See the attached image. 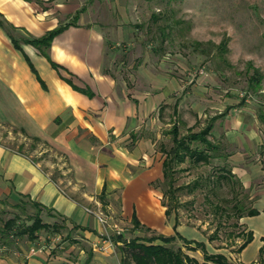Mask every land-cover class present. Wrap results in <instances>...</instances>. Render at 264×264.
<instances>
[{
  "label": "crops",
  "instance_id": "crops-1",
  "mask_svg": "<svg viewBox=\"0 0 264 264\" xmlns=\"http://www.w3.org/2000/svg\"><path fill=\"white\" fill-rule=\"evenodd\" d=\"M90 1L0 0V123L53 149L70 174L61 185L39 159L0 138V211L27 203L52 220L60 217L71 237L84 244L76 259L64 257L69 264H79L84 255L82 264H122L123 240L175 233L192 246L202 242L207 253H221L233 264H264L262 77L250 102L202 69L167 76L141 65L143 77L138 71L137 77L119 78L111 69L108 32L88 19ZM57 27L48 43L34 42ZM165 114L176 119L170 132L173 125L180 134L209 126L214 157L249 192L256 212L236 217L243 228L237 237L252 234L242 248V241L235 250L214 247L202 229L167 209L156 186L164 179L165 149L157 148V140ZM180 119L186 132L180 131ZM94 212H102L105 222ZM50 219L43 221L55 223ZM103 238L110 241L107 248L94 246ZM188 251L204 260L200 247ZM11 260L9 253L0 254V264ZM44 261L36 253L17 264Z\"/></svg>",
  "mask_w": 264,
  "mask_h": 264
},
{
  "label": "rangeland",
  "instance_id": "rangeland-1",
  "mask_svg": "<svg viewBox=\"0 0 264 264\" xmlns=\"http://www.w3.org/2000/svg\"><path fill=\"white\" fill-rule=\"evenodd\" d=\"M87 14L88 19L99 22L108 32V42L113 47L111 69L119 78L138 75L141 65H146L149 72L161 71L167 76L188 75V71L197 73L202 69L238 98L244 99L241 92L248 95L250 102L258 95L249 83L253 68H257L264 87V0H91ZM165 115L158 127L157 148L161 145L168 149L173 144L170 127L176 119ZM186 124L180 119L181 132L187 131ZM0 138L39 159L61 185L69 182V171L53 149L1 123ZM172 167L171 186L164 179L156 182L163 192V201L176 207L181 221L202 229L212 238L214 247L235 250L244 238V235L237 237L243 228L237 223L236 209L241 207L245 211L250 207L253 199L249 192L238 178L227 174L222 162L214 156L209 162L199 163L186 158L173 162ZM220 173L227 177H220ZM36 213L42 220L50 219L27 203L17 210L0 211V222L16 216L11 229L13 237L0 238V254L9 253L11 264L36 253L45 257L43 264H69L64 257L76 259L79 246L84 244L71 237L70 229L60 217L50 219L58 226L56 229L37 231L39 239L16 234L17 228L29 224ZM124 230L131 236L129 229ZM55 235L58 239H52ZM32 245L39 246V250L33 252ZM70 245L72 256H67ZM170 245L189 250L188 244L179 238ZM84 257L78 259L79 264ZM131 264L136 263L131 259Z\"/></svg>",
  "mask_w": 264,
  "mask_h": 264
},
{
  "label": "trees",
  "instance_id": "trees-1",
  "mask_svg": "<svg viewBox=\"0 0 264 264\" xmlns=\"http://www.w3.org/2000/svg\"><path fill=\"white\" fill-rule=\"evenodd\" d=\"M61 27H57L45 35L37 38L34 42L39 44H46ZM225 43V42H223ZM224 46V44H223ZM262 74L257 68H253V72L249 76V83L254 89H257L260 85ZM209 126L198 131H189L185 134H180L176 125L171 128L172 134V146L165 149V159L164 165V180L171 186L170 176L172 175V163L181 162L186 158L193 160L196 163L199 162H209L210 158L214 156L215 145L207 138ZM195 143V144H194ZM197 143H202L204 145L200 146ZM193 144V145H192ZM227 170L229 176H233L230 170ZM220 177H227L225 173H220ZM195 184V182H194ZM167 209L176 207L167 202ZM236 217H239L243 213L253 214L256 209L248 207L247 210L243 211L241 207H238ZM16 216L10 217L4 221L3 227L1 228V237H9L11 229L15 225ZM56 223L49 224L42 220L38 213L34 214L32 221L27 224L17 228L16 234H26L27 238L34 240L36 238L37 231L40 229H56ZM11 232V233H10ZM180 238L184 243L188 244L187 249H193L195 247H200L204 251V260L198 261L195 257L190 256L186 251L182 249L181 246L174 248L170 245L176 238ZM252 237L250 231L244 234V239L239 244L238 249L242 248ZM156 238L159 241H156ZM191 240L183 238L178 233L173 235H151L148 237H133L129 240H123L119 246L122 257V264H131V259L136 264H209L208 260L215 261L219 264H233L228 261L227 258L221 253H207L205 251L204 244L202 242H195L192 246ZM48 264V263H46Z\"/></svg>",
  "mask_w": 264,
  "mask_h": 264
},
{
  "label": "built area",
  "instance_id": "built-area-1",
  "mask_svg": "<svg viewBox=\"0 0 264 264\" xmlns=\"http://www.w3.org/2000/svg\"><path fill=\"white\" fill-rule=\"evenodd\" d=\"M240 95L245 96L244 99L248 100V95H244L243 92H241ZM94 214L96 215L97 219L100 222H102V223L105 222L106 219H105V216L102 212H94ZM52 239H58V236L55 235ZM93 244H94V246H96L99 249H105L110 244V241H107L106 239L103 238V239H99V240L95 241ZM30 249L34 252L36 249L39 250V246L32 245L30 247Z\"/></svg>",
  "mask_w": 264,
  "mask_h": 264
}]
</instances>
